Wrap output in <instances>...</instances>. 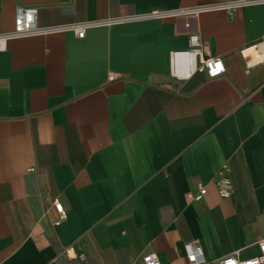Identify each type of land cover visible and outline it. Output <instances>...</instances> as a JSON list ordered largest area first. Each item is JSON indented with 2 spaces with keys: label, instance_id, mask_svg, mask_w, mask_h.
Listing matches in <instances>:
<instances>
[{
  "label": "crops",
  "instance_id": "0c3cea01",
  "mask_svg": "<svg viewBox=\"0 0 264 264\" xmlns=\"http://www.w3.org/2000/svg\"><path fill=\"white\" fill-rule=\"evenodd\" d=\"M216 1L0 0V33L21 7L60 28L0 50V264H144L149 252L189 264V243L205 264L259 253L264 62L247 69L241 50L264 40V3L174 14ZM155 9L171 13L143 16ZM130 15L142 17L98 23ZM82 22L95 24L80 38L70 26ZM192 33L224 74L171 75L170 52ZM199 184L206 196L188 200Z\"/></svg>",
  "mask_w": 264,
  "mask_h": 264
},
{
  "label": "built area",
  "instance_id": "2783aa9c",
  "mask_svg": "<svg viewBox=\"0 0 264 264\" xmlns=\"http://www.w3.org/2000/svg\"><path fill=\"white\" fill-rule=\"evenodd\" d=\"M264 3V0H218L214 3L197 5L193 7L181 8L175 11L178 15H197L202 11L223 9L228 13L239 7L247 5H255ZM171 12L155 9L143 16L163 17ZM38 8L37 7H21L18 9L14 28L11 31L0 33V50H4L7 41L12 38L27 37L30 35L48 33L57 31L58 27H40L37 22ZM142 17V15H130L126 17L110 18L99 21L100 24H110L115 21L133 20ZM95 23L82 22L70 26L78 37L82 38L86 34V28ZM190 47L182 50H172L170 52V73L173 77L186 80L191 78L195 73H204L208 78H216L226 72V66L221 56H213L209 51V45L205 42L198 33H192L189 37ZM243 57L246 60L247 69L264 62V40L254 46H250L241 50ZM117 77L115 74H110L109 79L113 80ZM34 170V168H30ZM215 185L219 195L223 198H228L233 192V184L229 178L225 167L218 170L215 177ZM208 193L207 186L198 185L197 191H189L186 197L190 201H201ZM53 206L60 219L66 217V210L59 198L53 200ZM259 253L255 256L240 259L235 255L223 257L213 264H264V237L259 241ZM68 257L85 259V254H75L73 248L69 247L65 251ZM187 260L189 264H205L202 246L199 243L187 244ZM144 264H162L156 252H149L143 256Z\"/></svg>",
  "mask_w": 264,
  "mask_h": 264
}]
</instances>
